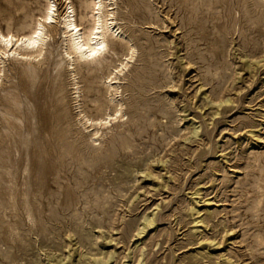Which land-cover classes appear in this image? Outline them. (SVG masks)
Here are the masks:
<instances>
[{"label": "rangeland", "instance_id": "obj_1", "mask_svg": "<svg viewBox=\"0 0 264 264\" xmlns=\"http://www.w3.org/2000/svg\"><path fill=\"white\" fill-rule=\"evenodd\" d=\"M49 1L42 55L0 63V264H264V0H114L100 63L58 22L90 0ZM47 2L0 0V30Z\"/></svg>", "mask_w": 264, "mask_h": 264}, {"label": "bare ground", "instance_id": "obj_2", "mask_svg": "<svg viewBox=\"0 0 264 264\" xmlns=\"http://www.w3.org/2000/svg\"><path fill=\"white\" fill-rule=\"evenodd\" d=\"M113 4L114 0H90L89 2L84 1V8L90 9V17L93 19V25L88 29L79 27V24L73 17L72 9L70 11L64 10L65 12L60 16V20L58 19V22L62 24V26H59L62 27V34H65L67 38L65 39L68 43V50H66V54L68 57L69 55L71 57L72 54L78 60L93 63H100L101 61L106 59V54L109 51L108 43L110 42L113 46L115 45L112 40L115 34V30H113L111 27V25L113 24L111 21L113 15L112 8L114 7H110ZM54 6L55 5L53 4V2L48 0L42 16L37 19L30 27L29 31L24 34L16 35L10 32L9 29L6 32H2L0 30V63H3L5 59L36 60L42 55L43 46L48 36L46 26H52V23L56 21L55 15L57 13L55 14ZM21 15L25 16L24 12ZM27 26V22L23 20L20 24V29H24ZM108 32L109 34H107ZM132 57L133 49L129 46L128 52L125 54V58H123V60L119 62L117 66L118 68H116L113 73L121 72L127 66L129 60L132 59ZM1 71L2 68L0 66V77ZM111 73L112 71L109 72V74ZM109 79V82L112 81V77ZM113 89L114 92H118V87L113 86ZM121 104L122 103H118V106H116L111 113H103L104 115L99 118L88 117L78 109L79 111L77 113V119L81 121L83 125L88 124L91 127H105L109 123H111V121L118 120L123 116ZM99 130L95 129L91 133V135L93 136V140L95 141Z\"/></svg>", "mask_w": 264, "mask_h": 264}]
</instances>
